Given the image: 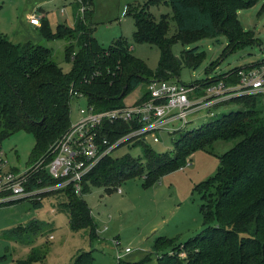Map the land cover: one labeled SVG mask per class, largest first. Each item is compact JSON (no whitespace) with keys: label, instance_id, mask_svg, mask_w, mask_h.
<instances>
[{"label":"trees","instance_id":"16d2710c","mask_svg":"<svg viewBox=\"0 0 264 264\" xmlns=\"http://www.w3.org/2000/svg\"><path fill=\"white\" fill-rule=\"evenodd\" d=\"M161 1L170 4L175 24L172 33H169L168 14H161L156 20L149 11V6ZM255 1L144 0L138 6L128 7L126 12L134 21L133 41L154 44L159 49L155 68H149L133 56L122 37L106 47L100 45L93 35V27L80 16L72 25L58 23L55 31L50 30L47 19L42 17L39 27L43 37L67 39L64 49L65 58L70 62L67 71L55 62L51 48L31 41L12 42L0 31L1 140L17 129H24L34 137L33 160L46 154L69 126V88L82 92L97 108L122 105L123 95L141 80H168L177 76L180 65L171 52L176 41L187 43L200 35L217 38L223 34L229 41L230 51L250 40L251 31L244 30L236 12ZM82 2L87 7L91 4V0ZM87 12L86 8L83 18ZM201 57L202 52L196 46L183 49L178 56L180 63L193 67L200 63ZM226 72L193 84L200 88L209 80L222 77L227 82ZM232 78L236 79L235 73ZM221 103H234L237 108L195 128L175 131L174 153L155 151L142 140H136L131 145H141L145 166L129 153L115 157L109 154L83 177L80 192H75L70 185L55 190L66 196L59 208L68 213L70 228H85L90 240L98 239L96 222L83 198L90 184L116 187L122 170L127 168V176L141 175L144 186L151 185L165 171L183 166L194 149L210 150L215 140L236 139L233 146L219 155L214 174L194 187L201 197L199 211L203 228L180 242L159 235L151 245V252L156 255L157 264H264V100L257 93L231 97L216 104ZM115 127L120 134L128 129V124H115ZM37 175L42 178L41 185L55 180L42 171ZM28 200L34 206L41 204L40 200ZM33 231L34 225L29 223L26 230L16 235L27 240ZM180 252L184 255L180 256ZM36 258L37 255H30L26 260H17V264H30ZM147 258L146 255L140 261ZM93 262L91 248L78 249L67 264Z\"/></svg>","mask_w":264,"mask_h":264},{"label":"rangeland","instance_id":"374dc122","mask_svg":"<svg viewBox=\"0 0 264 264\" xmlns=\"http://www.w3.org/2000/svg\"><path fill=\"white\" fill-rule=\"evenodd\" d=\"M143 1L91 0V4L88 7L86 5L88 12L83 18L78 12L80 1L74 3V0H52L49 3V0H0V30L8 36H13L19 30L20 36L26 35L27 39L51 48L55 62L63 71L69 70L70 62L64 55L67 39L43 37L39 29L41 23L36 28H29L23 17L24 12L39 13V6H43L49 8L46 17L51 31H55L58 23L70 25L80 16L86 24L93 27V35L100 45L106 47L122 37L127 41L133 56L149 68H155L159 59L158 47L133 41L134 21L126 12L128 7L138 6ZM72 6L76 12L73 16ZM61 8L65 11L63 15ZM149 11L156 20L161 14H168L169 33L174 31L175 24L168 1L149 6ZM236 14L244 30L251 31L250 40L237 44L230 51L229 41L223 34L217 38L200 35L187 43L178 40L171 46L175 58L183 49L195 46L197 51L202 52V57L196 67L179 63L177 76L168 80H178L184 84L202 82L206 77L247 66L264 58V0H256L249 6L239 8ZM146 82L143 79L128 90L123 95L122 102L128 105L139 100L146 91ZM86 102L85 97L70 100L72 118L76 115L77 107L84 106ZM236 108L234 103H221L210 109L194 111L189 115L185 128H195ZM176 134L163 132L160 134V141L149 140L147 144L155 151L172 154L176 149ZM235 142L236 139H218L211 144L210 150L194 149L183 166L165 171L151 185L144 186L141 175L127 176V168L122 170L116 187L105 188L90 184L83 198L96 222L97 240H90L85 228H70L68 213L59 208V203L66 199L63 192L43 194L39 206H34L28 199L0 204V264H17V260H26L30 255H37L30 264H67L78 249L91 248L93 264H155L156 257L151 252V245L157 236L166 235L173 237L175 242H180L203 228L199 211L201 197L194 187L214 174L219 164V155ZM1 143L9 166L22 171L32 164L34 137L30 132L17 129L4 136ZM141 149V145L123 144L114 149L111 155L115 157L129 153L132 157L139 158L140 164L145 166ZM118 187L122 192L117 191ZM29 223L34 225L31 237L27 240L18 237L16 232L26 230ZM125 247H129L131 251L126 260H123L124 263H118V256L124 253ZM146 255L148 258L141 262Z\"/></svg>","mask_w":264,"mask_h":264},{"label":"built area","instance_id":"2783aa9c","mask_svg":"<svg viewBox=\"0 0 264 264\" xmlns=\"http://www.w3.org/2000/svg\"><path fill=\"white\" fill-rule=\"evenodd\" d=\"M78 1L81 2L78 12L83 16L86 4ZM28 21L39 24L38 13L28 15ZM233 73L236 79L232 78ZM224 77L227 82L223 77L212 79L200 88L197 84L152 78L146 82V91L139 100L106 108H97L82 92L69 88L70 100L85 97L86 104L77 107L63 134L29 167L20 171L9 166L0 138V204L21 199L41 200L42 194L67 185L80 192L83 177L117 147L136 140L160 141L161 133L173 134L185 127L192 112L210 109L231 97L259 93L264 100V58L226 72ZM115 124H128V129L118 134ZM39 171L56 181L41 185ZM117 191L122 192L120 187Z\"/></svg>","mask_w":264,"mask_h":264},{"label":"crops","instance_id":"0c3cea01","mask_svg":"<svg viewBox=\"0 0 264 264\" xmlns=\"http://www.w3.org/2000/svg\"><path fill=\"white\" fill-rule=\"evenodd\" d=\"M50 1H52V0H49V3H50ZM61 1V0H60ZM67 2H70L71 0H66ZM76 2H78L77 0H74V3H76ZM49 3H47V5H49ZM63 3H65V1L63 2ZM73 3V4H74ZM1 7V6H0ZM34 12H36V13H38L37 11H34ZM60 12H61V9H60ZM65 12V11H64ZM64 12H61V14L63 15L64 14ZM33 13V12H32ZM49 13V8H47V7H43V6H39V13H38V15H39V17H40V23H41V21H42V17H45L46 19L48 18V17H46L47 16V14ZM76 12H75V9H74V6H72V16L75 14ZM31 13H28V12H24L23 13V17L27 20V22H28V26H29V28H36V27H38V25L40 24H32V23H30L29 21H28V15H30ZM72 21V20H71ZM74 23V20H73V22H71L70 23V25H72ZM68 24V23H67ZM1 32H2V30H0ZM18 31V33L16 32L15 34H13V36H8V35H6V36H8L9 37V39L12 41V42H22V41H31V42H33V43H36L37 41H32V40H30V39H27V37H26V35L25 36H20V33H21V31H19V30H17ZM4 33V32H3ZM5 34V33H4ZM35 40H38V39H35ZM172 232V231H171ZM169 234H171V233H169ZM131 250H129V251H124V253H122V254H120L118 257H119V261H118V263H124L125 261H123V260H126V257L129 255V252H130ZM155 257H156V255H155ZM128 264V263H127ZM155 264H157V257H156V261H155Z\"/></svg>","mask_w":264,"mask_h":264},{"label":"water","instance_id":"95a60500","mask_svg":"<svg viewBox=\"0 0 264 264\" xmlns=\"http://www.w3.org/2000/svg\"><path fill=\"white\" fill-rule=\"evenodd\" d=\"M177 59H178V62L180 63V60H179V58L177 57Z\"/></svg>","mask_w":264,"mask_h":264}]
</instances>
